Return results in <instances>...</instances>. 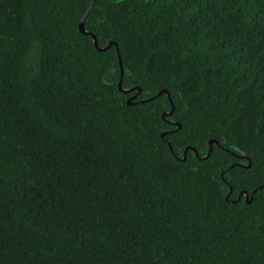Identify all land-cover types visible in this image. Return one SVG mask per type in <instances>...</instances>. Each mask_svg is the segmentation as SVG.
I'll return each instance as SVG.
<instances>
[{"label":"trees","instance_id":"trees-1","mask_svg":"<svg viewBox=\"0 0 264 264\" xmlns=\"http://www.w3.org/2000/svg\"><path fill=\"white\" fill-rule=\"evenodd\" d=\"M92 1L0 0V264H264V0Z\"/></svg>","mask_w":264,"mask_h":264},{"label":"water","instance_id":"water-1","mask_svg":"<svg viewBox=\"0 0 264 264\" xmlns=\"http://www.w3.org/2000/svg\"><path fill=\"white\" fill-rule=\"evenodd\" d=\"M95 1H96V0H93V1H92V4H91L90 9H92V7L94 6ZM88 13H89V11L86 13V15L83 17V19L81 20V22H80V24H79V30H80L82 33H85V34H90V32L86 29V23H85V22H86V17H87V15H88ZM91 35H92L93 38H94V44H95V46H96L100 51H105V50H107L108 48H110V47L114 44L113 42H110V43H109L107 46H105V47H99V42H98V38H97V36L94 35V34H91ZM119 56H120V63H121V80H120V82H119V89H120V91H122V92H124V93H129V92H131V91L136 90L137 88H136V87H133V88H130V89H125V88L123 87L124 66H123V61H122V58H121L120 53H119ZM139 93H141V89H139L138 94H139ZM164 93H166L167 96L170 98V100H171V102H172V106H173V109H172L170 112H166V113L163 114L164 118H167V116H170V115H172V114L174 113V108H175V106H174V102H173V100L171 99V94H170V92H169L168 90H162V91L159 93V95H162V94H164ZM138 94L133 95L132 97H130V98L128 99V101H127L128 104H132V103H133V99L136 98V97L138 96ZM151 99H153V98H150V99H147V100H143V102H145V101H149V100H151ZM175 124H176L177 127H176L175 129H173L172 132H175V131L179 130V129L182 127V125H181L180 123H175ZM166 135H167V132H163V133H162V136H163V137H165ZM214 144H217V145H219V146L221 145L220 142L217 141L216 139H211V140L209 141V145H210L209 152H208V154L204 157V159H209V157L211 156V154H212V152H213V145H214ZM169 147H170L171 151L174 152V149H173V146H172L171 143H169ZM189 150H193V151L195 152V154H196L197 156H199V152H198L195 148L189 146V147L186 148V150H185V152H184V156L181 158L183 161H185V160L187 159V154H188V151H189ZM235 155H236L238 158H241V159H248V160H249V164L247 165V167H248V168L251 167V159H250L247 155H239V154H235ZM241 165H243V164H241ZM233 166H234V165H233ZM244 166H245V165H244ZM222 176H223V178H224V173H223ZM257 190H258V189H256L251 195H250L249 192L246 191V190L241 191V193L239 194V198H238L237 200H239L243 195H245L247 202L250 203V202L252 201V199H253L254 193H255ZM231 192H232V189H231L230 193H231ZM237 200H234V201L236 202Z\"/></svg>","mask_w":264,"mask_h":264}]
</instances>
